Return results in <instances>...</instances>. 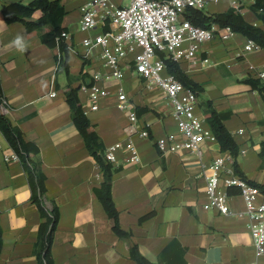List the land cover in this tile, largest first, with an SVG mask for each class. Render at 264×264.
Listing matches in <instances>:
<instances>
[{"label": "crops", "instance_id": "obj_1", "mask_svg": "<svg viewBox=\"0 0 264 264\" xmlns=\"http://www.w3.org/2000/svg\"><path fill=\"white\" fill-rule=\"evenodd\" d=\"M30 1L0 0V9L12 2ZM88 1L61 0L65 9L62 26L69 32L65 39L69 76L64 71L57 72L55 57L59 49L43 43L39 30L28 31L20 21L0 18V77L7 103L4 114L40 148L47 195L56 201L60 211L52 243L55 264H138L130 255L132 241L144 256L158 264L162 249L174 238L186 248V264L264 261L254 248L248 216L239 214L247 208L239 189L226 188L231 214L208 207L202 167L203 163L223 157L229 165L237 163L249 179L264 183L259 155L264 140V102L259 92L244 81L249 76L258 78V72L264 70V48L234 32L226 40L203 42L195 61L177 62L203 87L201 96L210 99L219 112L228 113L224 124L240 147L238 155L221 150L215 136L203 141L201 156L189 150L161 152L156 145L158 137L171 132L178 139L182 137L173 104L164 90L147 87L132 72L129 62L139 48L124 58L121 79L110 76L109 69L101 66L99 47L85 55L88 48L83 40L109 29L108 24L80 29L81 6ZM239 2L237 10L245 19L264 28V22L251 9L253 1ZM230 8V0H220L210 2L204 11ZM41 14L36 10L30 18L37 19ZM18 38L20 45L15 43ZM92 69L105 73L97 84L108 91L97 98V109L92 108L88 92L79 88L82 83L94 81ZM69 85L78 88L82 108L103 143L102 155L107 145L129 139L139 150V161L128 162L126 152L121 150L118 161L112 164V198L119 210L120 225L132 232V240L120 238L113 231L93 190L101 184L102 172L73 121L65 94ZM119 92L125 93L135 111V122L128 111L117 107ZM202 97H197V111L204 116ZM205 121L211 128L206 118ZM143 127L150 130L149 138L138 134ZM14 153L0 131V264H38L34 244L41 215L31 199L19 158L6 159ZM147 213L151 214L142 219Z\"/></svg>", "mask_w": 264, "mask_h": 264}, {"label": "built area", "instance_id": "obj_2", "mask_svg": "<svg viewBox=\"0 0 264 264\" xmlns=\"http://www.w3.org/2000/svg\"><path fill=\"white\" fill-rule=\"evenodd\" d=\"M218 1L220 0H89L81 6V30H89L99 24L109 25V29L83 40L88 48L85 55L88 56L93 48L99 47L101 66L109 69L110 76L121 79L125 73L124 58L129 52L139 48L129 62L132 72L140 76L147 87L164 90L172 102L178 133L182 137L178 139L172 132L158 137L156 145L161 152L189 150L201 156L204 151L203 141L214 138L204 116L197 111L196 92L166 71L164 58L176 62L195 61L203 42L215 38L226 40L234 34L235 31L230 26L203 27L193 24L185 17L187 8L204 10L210 2ZM230 2L233 8L239 9V0ZM62 36L66 39L69 32L63 31ZM250 43L253 44V41L250 40ZM204 61H208V58ZM90 74L94 81L82 83L79 88L88 92L92 108L97 109V98L108 93L106 88L97 84L103 80L105 73L101 69H92ZM258 78L264 86V70L258 72ZM117 98V107L128 111L130 120L135 122L137 115L125 93L119 92ZM6 108V99L3 97L0 110L4 112ZM137 132L142 138L150 137V130L146 127ZM121 150L126 152L128 162L139 161V150L131 139L125 143L116 141L107 145L103 157L114 164L118 161V152ZM17 157L14 153L6 156V159ZM227 161L223 157H216L211 162L202 164L209 198L207 206L215 208L221 214H231L232 210L227 203L230 196L226 188L237 187L247 205L246 210L239 214L248 216L254 248L258 256H264V192L250 184ZM245 264H264V261L256 259Z\"/></svg>", "mask_w": 264, "mask_h": 264}, {"label": "trees", "instance_id": "obj_3", "mask_svg": "<svg viewBox=\"0 0 264 264\" xmlns=\"http://www.w3.org/2000/svg\"><path fill=\"white\" fill-rule=\"evenodd\" d=\"M251 9L258 18L264 22V0H255ZM41 10L42 14L37 19H31V15ZM65 14L61 0H32L29 3L12 2L3 5L0 9V18L7 22L20 21L28 31L39 30L41 41L50 47L57 46L59 54L56 55L57 72L64 71L68 76L69 70V47L65 42L62 32L66 30L62 26V19ZM185 17L199 26L211 27L214 24L220 27L230 26L235 32L241 33L259 47L264 48V28L253 24L245 19L242 13L235 8H230L221 12H207L202 9L187 8ZM168 73L173 74L186 87L193 89L197 97H202L203 87L190 78L181 68L180 64L170 58H164ZM251 87L257 90L264 102V86L259 78L247 77L244 79ZM78 88L68 86L65 90L67 101L70 105L73 121L84 137L86 146L94 159L97 161L102 172V182L93 190L102 202L107 212L113 231L124 239H133L132 232L121 227L119 221V210L112 198L113 165L103 158V143L95 129V125L90 121L82 108L77 92ZM4 97L2 82L0 77V102ZM200 105L203 108L204 116L210 124L211 129L217 139L221 150L230 151L236 157L240 152V147L235 141L232 133L226 128L224 119L228 113L219 112L210 99L201 98ZM0 131L17 154L26 172L31 199L38 206L41 221L38 226L37 239L34 244V254L38 264H55L52 254V243L55 230L57 228L60 211L55 200L47 195L45 184L46 175L40 166V148L31 140H27L23 130L12 123V121L0 110ZM259 155L262 159L260 164L264 168V140L261 142ZM237 173H240L252 185L264 192V183L249 179L239 169L237 163L234 166ZM151 213L143 215L144 219ZM2 246L0 228V250ZM185 247L177 238L172 239L161 251L158 264H186L184 258ZM130 255L138 264H156L144 256L135 241L130 245Z\"/></svg>", "mask_w": 264, "mask_h": 264}, {"label": "clouds", "instance_id": "obj_4", "mask_svg": "<svg viewBox=\"0 0 264 264\" xmlns=\"http://www.w3.org/2000/svg\"><path fill=\"white\" fill-rule=\"evenodd\" d=\"M17 45H20V40H19V38L16 40V42H15ZM22 47V46H21Z\"/></svg>", "mask_w": 264, "mask_h": 264}]
</instances>
